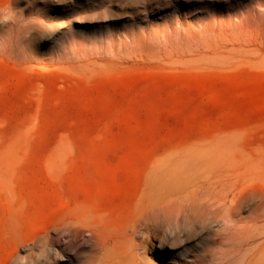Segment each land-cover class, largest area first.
<instances>
[{"label": "rangeland", "instance_id": "1", "mask_svg": "<svg viewBox=\"0 0 264 264\" xmlns=\"http://www.w3.org/2000/svg\"><path fill=\"white\" fill-rule=\"evenodd\" d=\"M206 171L235 223L167 219L147 258L264 264V0H0V264H55L77 206L121 231Z\"/></svg>", "mask_w": 264, "mask_h": 264}, {"label": "bare ground", "instance_id": "2", "mask_svg": "<svg viewBox=\"0 0 264 264\" xmlns=\"http://www.w3.org/2000/svg\"><path fill=\"white\" fill-rule=\"evenodd\" d=\"M225 173L230 174L229 171ZM217 174L206 171L182 184L167 183V186L153 191V196L147 199L138 215L121 231L111 229L106 233L103 216L87 206H77L75 210L84 212L85 216L69 219L55 230V264H62L65 248L74 245L78 239L83 240L86 251L76 264H153L147 258L146 248L153 239H158L161 244L166 242L164 221L189 214L222 215L225 226L230 229L235 223L234 217L242 209V203L235 206V200L230 199L226 192L227 181L223 182L222 176ZM19 260V256H14L12 264Z\"/></svg>", "mask_w": 264, "mask_h": 264}]
</instances>
